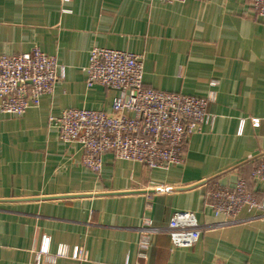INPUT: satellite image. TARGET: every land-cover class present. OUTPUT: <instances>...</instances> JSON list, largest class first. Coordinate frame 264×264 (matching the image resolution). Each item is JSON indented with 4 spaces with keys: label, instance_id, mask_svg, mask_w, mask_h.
Wrapping results in <instances>:
<instances>
[{
    "label": "crops",
    "instance_id": "obj_1",
    "mask_svg": "<svg viewBox=\"0 0 264 264\" xmlns=\"http://www.w3.org/2000/svg\"><path fill=\"white\" fill-rule=\"evenodd\" d=\"M250 13L247 0H0V56L38 48L65 70L37 107L0 112V264H43L46 243L51 254L85 255L54 264H264L261 213L243 208L225 224L206 199L210 186L239 178L264 196L250 178L264 156V17ZM94 47L143 56L145 87L198 98L214 90V123L188 138L181 165L148 170L106 154L96 175L78 145L59 139L49 118L62 110L111 111L116 92L85 84ZM177 212L203 225L198 242L177 248L153 234L139 257L144 219L165 229Z\"/></svg>",
    "mask_w": 264,
    "mask_h": 264
},
{
    "label": "built area",
    "instance_id": "obj_2",
    "mask_svg": "<svg viewBox=\"0 0 264 264\" xmlns=\"http://www.w3.org/2000/svg\"><path fill=\"white\" fill-rule=\"evenodd\" d=\"M166 3L187 0H161ZM204 1V0H194ZM253 18L264 17V0H247ZM85 84L100 85L116 92L111 111L68 108L49 118V125L64 143L76 144L82 150L81 164L93 174L102 170V157L141 164L148 170L168 171L183 162V146L203 126L211 127L215 116L207 112L215 101L210 90L205 97L162 92L143 84V56L94 47L84 68ZM64 68L54 56L38 48L18 55L0 56V112L22 116L37 107L42 96L51 94L63 80ZM210 82V86H216ZM253 182L264 183V156L256 158L250 174ZM249 182L239 178L231 186L215 184L206 192L213 215L231 223L243 208L255 209L264 217V196L258 200L249 190ZM139 257L145 258L150 236L166 233L173 246L191 248L204 231L194 215L177 212L165 229L154 228L144 219L140 228ZM47 243L37 255L43 264H54L58 258L84 260L78 248L58 246L49 253Z\"/></svg>",
    "mask_w": 264,
    "mask_h": 264
}]
</instances>
